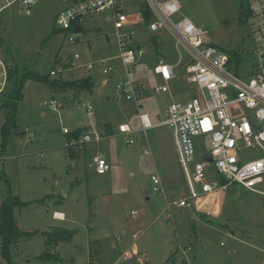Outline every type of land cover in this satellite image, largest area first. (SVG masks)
Wrapping results in <instances>:
<instances>
[{
    "label": "rangeland",
    "instance_id": "374dc122",
    "mask_svg": "<svg viewBox=\"0 0 264 264\" xmlns=\"http://www.w3.org/2000/svg\"><path fill=\"white\" fill-rule=\"evenodd\" d=\"M133 1L141 0H123L135 11ZM180 2L181 16L206 30L209 41L228 54L236 51L241 55L238 75L248 78L257 62L251 32L255 20L250 17L246 23L238 21L239 0ZM6 3L7 0H0L3 43L0 49L8 64L16 65L21 71L49 75L51 80L68 81L82 75L91 63L96 82L93 93L84 91L74 100L70 93L58 112L48 105L53 97L60 104L56 92L31 80L24 85L23 99L16 103L17 127L11 129L0 158V174L4 175L0 180V203L8 195L26 203L13 210V218L20 230H39V234L20 239L11 249L14 264H57L37 258L44 250L41 233L50 224L76 231L71 242L61 247L60 254L65 258L62 264H71L75 245L83 247L97 238L107 247L114 236H122L131 243L132 236L139 232L135 245L139 256L147 259L148 264H264V196L232 185L204 204L200 215L193 206L174 207L172 203L187 197V191L171 131L160 126L145 133L135 132L140 128L138 112L147 114L156 123L164 119L171 103L184 102L193 94L199 97L197 87L189 85L184 78L186 59L175 70L178 77L169 83L168 93L157 95L153 91L162 84L153 73L157 62L176 64L178 61L172 36L165 31L155 34L159 43L156 53L150 40L154 35L135 27V40L144 54L129 77L134 85H144L146 95L138 101H126L116 91L117 82L125 76L123 70L104 76L98 65L101 60L118 64L116 32L111 24L98 17L83 22V32L78 35L72 31L54 32L55 17L67 6V0H35L29 15L18 4L6 6ZM69 38L76 40L69 42ZM5 47L10 55L5 54ZM74 54L79 56L77 66L74 64L69 70L71 66L64 67L63 63L69 64ZM57 70L59 77L50 75ZM103 79H109L106 87L101 86ZM87 104L92 107V116L87 115ZM5 118L6 110L0 108V129ZM119 122L132 129L129 135L132 145L125 144V137L117 131L112 133ZM108 123L113 129H105ZM86 125L93 129L84 132L97 134L101 140L86 144L72 158L62 129L73 132ZM95 155L106 158L110 170L105 175L96 173L92 161ZM152 176L160 181L157 187L162 189V194L153 190ZM219 181L213 164H208L206 183L215 188ZM257 190L264 193V182ZM54 210L61 211L66 222H52ZM132 212L137 213L136 217L131 216ZM92 213L94 220L90 217ZM201 219L210 224H201ZM90 224L94 233H88ZM77 256L75 264H86L84 255ZM116 260L108 259L103 264H114ZM0 264L7 262L1 258Z\"/></svg>",
    "mask_w": 264,
    "mask_h": 264
},
{
    "label": "built area",
    "instance_id": "2783aa9c",
    "mask_svg": "<svg viewBox=\"0 0 264 264\" xmlns=\"http://www.w3.org/2000/svg\"><path fill=\"white\" fill-rule=\"evenodd\" d=\"M143 1L152 16L146 30L153 35L161 31L167 32L174 39L178 53L175 65L159 60L153 67L154 75L163 83L153 89L154 93L160 95L169 92V82L177 77L175 70L186 59L183 67L185 80L197 87L199 95L193 94L184 102L171 103L164 119L157 123H151L145 114L139 115L140 131L145 133L160 126L171 131L187 191V197L173 202L172 206L194 207L203 198L221 194L232 185H239L246 191L264 196L263 192L257 190V186L264 182V0H248L251 17L255 20L251 25V32L256 44L254 55L257 62L254 72L244 79L238 75L242 60L238 63L233 57V54L238 53H226L209 41L206 30L181 16L180 0ZM138 2L133 1L134 11L123 0H67V6L55 17V30L75 33L73 29L78 27L80 32L75 33L77 35L83 32V22L98 17L112 25L116 32L118 64L102 60L98 65L104 76L113 75L118 69L123 70L125 76L117 82L116 91L126 101H138L146 95L144 85H134L129 77L138 59L144 54L135 40V27L143 26L137 8ZM12 4H18L29 15L35 0H7L6 6ZM68 40L74 42L76 39ZM78 59V54L72 56L73 62ZM93 68L94 64L86 65L88 72ZM59 74V71L50 72L51 76L59 77ZM11 90L8 62L0 49V108ZM48 105L55 112L61 108L55 100H51ZM85 109L87 115L92 116L91 105H85ZM62 132L64 135L72 133L67 128H63ZM117 132L125 137V144H133L129 139L132 129L127 124L118 125ZM100 140L97 134L83 132L78 140H70L65 144L70 149L79 150L86 144L98 143ZM205 157H209L210 162ZM92 161L98 175H105L110 170L102 155H95ZM208 164H213L220 178V185L215 188L206 183ZM151 181L155 186L153 190L162 194V189L157 187L160 184L158 178L152 176ZM166 208H169L168 203ZM136 215V212L131 213L132 217ZM140 234L141 232L132 236L131 249L124 251L114 264L131 260L136 264H148L147 259L139 256L135 246ZM2 249L0 238V259Z\"/></svg>",
    "mask_w": 264,
    "mask_h": 264
},
{
    "label": "trees",
    "instance_id": "16d2710c",
    "mask_svg": "<svg viewBox=\"0 0 264 264\" xmlns=\"http://www.w3.org/2000/svg\"><path fill=\"white\" fill-rule=\"evenodd\" d=\"M138 12L142 17L143 27L146 29L152 21L151 13L147 7V4L141 0L137 4ZM251 11L249 8L248 0H239V12L238 21L240 23H246L251 17ZM56 32V30H54ZM154 50L158 53L159 43L158 37L155 35L151 39ZM3 43L0 40V46ZM5 54H9L7 47L4 48ZM10 55V54H9ZM233 57L240 62L241 56L233 54ZM185 78V77H184ZM8 80L12 85V90L9 95L6 96L3 101L2 108L6 110L5 122L0 129L1 142H0V158L4 155L7 147V138L11 129L17 127L16 118V106L17 102L22 100V90L27 81H35L45 84L51 91L62 92L73 90L75 92H92L94 85L91 77H85L78 80H51L49 75H41L35 71H21L16 65L8 64ZM110 127L108 124L105 125V129L108 130ZM85 129H76L70 135H66V142L70 140H78ZM85 147L79 150H73L68 148V154L74 158L76 155L83 150ZM4 178L3 173L0 174V180ZM26 203L20 201L18 197L8 195L5 200L0 203V238L2 241V258L6 260L7 264H14L10 258L11 249L18 243L22 238H29L39 234V232H26L22 231L17 227V224L13 218V210L18 207L25 206ZM207 223V222H206ZM207 224H210L209 222ZM75 231H69L64 228H52L48 232L41 233L44 239V250L37 258L40 260H52L56 263L61 262V257L55 254V250L60 244L69 243L73 237ZM181 264H186L182 262Z\"/></svg>",
    "mask_w": 264,
    "mask_h": 264
},
{
    "label": "crops",
    "instance_id": "0c3cea01",
    "mask_svg": "<svg viewBox=\"0 0 264 264\" xmlns=\"http://www.w3.org/2000/svg\"><path fill=\"white\" fill-rule=\"evenodd\" d=\"M138 27H140V28H142V29H144V30H146L142 25H139ZM141 32H142V30H141ZM155 36V35H154ZM136 43H137V45L138 46H140L139 45V41L137 42L136 41ZM141 47V46H140ZM70 60V59H69ZM102 61V60H101ZM178 62V61H177ZM74 64H75V66H77V63L76 62H73L72 60H71V62L69 61V64H67V63H63V66L65 67L66 65H68V66H71V67H69V70L74 66ZM171 65H175V64H171ZM85 67V66H84ZM83 67V68H84ZM178 68V67H177ZM58 71V70H57ZM102 74V73H101ZM176 75H177V77H178V74H177V72H176ZM59 76H60V74H59ZM154 76H156V75H154ZM85 77H91L92 78V80H93V85H94V88H93V90H92V92H90V93H93L94 92V89H95V85H96V82H95V77L93 76V74L91 73V72H88L87 70H86V67H85V72H83L82 73V75H80L79 77H77V78H75L74 80H78V79H81V78H85ZM158 79H159V77L158 76H156ZM176 79V78H175ZM160 80V79H159ZM173 81V80H172ZM171 82V81H170ZM169 82V83H170ZM108 83H109V79H103L102 81H101V86H103V87H106L107 85H108ZM163 84V83H162ZM161 84V85H162ZM190 85V84H189ZM168 86H169V84H168ZM57 93V95H58V98L59 99H61V102H59L60 103V106L62 107L63 106V102H65V101H67V100H69L68 99V95L71 93V95H72V97L71 98H73V100L75 99V98H79L80 97V95L82 94V92H75V91H71V90H68V91H62V92H56ZM23 95V94H22ZM115 96H116V94H115ZM54 99H52V100H56L55 99V97H53ZM23 99V98H22ZM62 104V105H61ZM137 111L139 110V108L138 109H136ZM140 110H141V106H140ZM140 114H145V113H140ZM139 112H138V119H139ZM145 115H147V114H145ZM148 117V116H147ZM149 119V118H148ZM149 121H150V119H149ZM151 122V121H150ZM124 122H119V124L118 125H120V124H123ZM139 123H140V120H139ZM152 123V122H151ZM157 123V122H156ZM108 125H109V123H108ZM109 127L110 128H112L113 129V127L111 126V125H109ZM118 127V126H117ZM140 127H141V125H140ZM78 128H80V129H87V128H91V129H93V126H90V125H86V126H82V127H78ZM152 129V128H151ZM25 131H27V129H25ZM115 131H117V128L116 127H114V131L112 132V133H114ZM137 131H140V128H139V130H137V129H135V132H137ZM111 133V134H112ZM110 135V134H109ZM106 136H107V134H106ZM171 138H172V136H171ZM101 139V138H100ZM66 142V141H65ZM86 147V146H85ZM103 156V155H102ZM104 157V156H103ZM106 159V158H105ZM50 198H52V197H54L53 195H50L49 196ZM214 197V195H211V196H209V197H206V198H203L201 201H199L198 203H196V205H194V210H195V212H197V213H199V211H200V208H202L203 206H204V204H206V203H209V202H211V200H212V198ZM51 201H53V200H51ZM167 205V204H166ZM175 207V206H174ZM165 210L166 211H168V208H166L165 207ZM202 213V212H201ZM201 213H199V215L201 214ZM57 215H61V217L60 218H57ZM91 219L92 220H94V217H95V215L92 213L91 214ZM91 220V221H92ZM51 221L52 222H59V223H64V222H66V216L61 212V211H53L52 212V217H51ZM206 219H201V224H206ZM17 224V223H16ZM142 227H144L143 225H142ZM52 228H64V229H67V228H65V227H61V226H59V225H57V224H50V225H48V229L46 230V231H44V232H48V231H50ZM68 230V229H67ZM24 231H26V232H38L39 230H36V231H32V230H24ZM75 233H76V231H75ZM88 233H94V226H92V224H90V226L88 227ZM106 237H108V236H106ZM113 239H114V241L113 242H111L112 240L110 239L109 240V246H107V247H104L102 244V242L99 240V239H97V238H93V239H91V240H89L88 242H87V244H85V246H77V245H75V247H74V253H73V256H70V263L71 264H75L76 263V261L78 260V259H76L75 257H78L77 255H84V262L86 263V264H103V263H105V261L106 260H110V259H117L124 251H127V250H130L131 249V247H132V244H133V240H132V242L131 243H128V241L127 240H125L124 239V237H122V236H120V237H116V236H114L113 237ZM71 242V241H70ZM107 243V242H106ZM65 244V243H64ZM64 244H60L55 250H53L54 251V253L55 254H58L60 257H61V262L60 263H57V264H62L64 261H65V258H63L62 256H61V254H60V250L62 249L61 247L64 245ZM136 246V245H135ZM136 249H137V251L138 252H140L139 251V249L136 247ZM125 264H136L135 263V261L134 260H131V261H127V262H125Z\"/></svg>",
    "mask_w": 264,
    "mask_h": 264
},
{
    "label": "water",
    "instance_id": "95a60500",
    "mask_svg": "<svg viewBox=\"0 0 264 264\" xmlns=\"http://www.w3.org/2000/svg\"><path fill=\"white\" fill-rule=\"evenodd\" d=\"M73 30H74L75 33H79L80 32V28H78V27H74ZM204 159L207 160V161H209V162L211 160L209 157H205Z\"/></svg>",
    "mask_w": 264,
    "mask_h": 264
},
{
    "label": "bare ground",
    "instance_id": "6f19581e",
    "mask_svg": "<svg viewBox=\"0 0 264 264\" xmlns=\"http://www.w3.org/2000/svg\"><path fill=\"white\" fill-rule=\"evenodd\" d=\"M61 217V215H57V218H60Z\"/></svg>",
    "mask_w": 264,
    "mask_h": 264
}]
</instances>
